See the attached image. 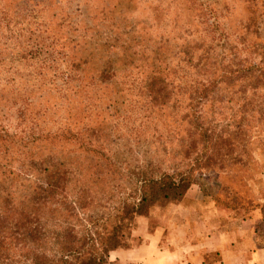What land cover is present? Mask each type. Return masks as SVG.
Returning a JSON list of instances; mask_svg holds the SVG:
<instances>
[{
    "label": "trees",
    "instance_id": "trees-1",
    "mask_svg": "<svg viewBox=\"0 0 264 264\" xmlns=\"http://www.w3.org/2000/svg\"><path fill=\"white\" fill-rule=\"evenodd\" d=\"M93 1L87 19L63 10L54 25L45 10L57 0H0V264H108L135 215L192 186L233 210L194 174L247 169L264 121V40L246 51L214 30L183 37L219 30L225 3L206 1L201 19L178 7V47L130 19L136 0ZM244 1L264 15V0Z\"/></svg>",
    "mask_w": 264,
    "mask_h": 264
},
{
    "label": "rangeland",
    "instance_id": "rangeland-1",
    "mask_svg": "<svg viewBox=\"0 0 264 264\" xmlns=\"http://www.w3.org/2000/svg\"><path fill=\"white\" fill-rule=\"evenodd\" d=\"M206 1L210 2L208 5L213 7H216L219 3L226 4V8L219 6L220 9L217 13L220 22L219 30L216 29L218 18H215V28L212 26V29H210V24L204 25L201 28L188 26L183 37L189 40V43L193 39L210 41L208 38H211V30L215 31V35H220V38L225 35L230 41V45L237 43L246 51L252 49L253 43L258 39L264 40V15L258 19L253 8L249 7L244 0H187V2L185 0H136L135 8L131 14V17L133 15L134 18L130 19L142 25V27L151 26L157 37H167L168 33L171 32L174 45L179 47L182 40L179 41V34L173 33V29L179 23L175 22L174 24L171 20L175 15L176 9L183 7L182 10L186 13V16L193 14L194 11V15L201 19L205 15V13L202 14V4L206 3ZM57 3L60 5L59 7L54 6V3H50V8L48 7L45 10V16L48 18L46 20L52 21L51 24L54 23V25H57V20L63 19V17L56 19L63 10L65 11L66 17L64 16V18L67 22L71 21L75 23L76 18L87 19L89 13H91L90 8L94 4V1L57 0ZM20 17L23 18V16ZM193 18L191 16L189 19L190 23L195 21ZM31 20L34 21L33 18ZM180 22L183 25V19ZM35 23H38L33 24L35 27L41 24L39 19ZM13 24L12 21L9 25L11 29L14 28ZM45 25L49 28L55 27L51 26L50 23H45ZM16 27L18 26L16 25ZM19 27L21 26L19 25ZM71 28L75 29V24ZM23 29L25 30L26 28ZM8 37L7 34L1 40L5 47L10 45ZM59 73H62V71ZM4 124L11 131L15 130L16 121L13 113L7 115ZM248 145L249 157L246 159L248 160V166L245 171L238 168H226L225 171L211 169L195 172L194 175L196 176V181L202 185L206 192L232 203L236 214H239L241 217H247L251 214L252 216L258 215L260 219L259 207H264V121L252 125ZM166 204L168 203L160 202L157 205L164 206ZM259 226L264 235V226L261 224Z\"/></svg>",
    "mask_w": 264,
    "mask_h": 264
},
{
    "label": "crops",
    "instance_id": "crops-1",
    "mask_svg": "<svg viewBox=\"0 0 264 264\" xmlns=\"http://www.w3.org/2000/svg\"><path fill=\"white\" fill-rule=\"evenodd\" d=\"M196 187L179 202L135 215L108 264H264L258 215L241 217Z\"/></svg>",
    "mask_w": 264,
    "mask_h": 264
}]
</instances>
